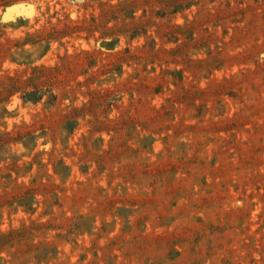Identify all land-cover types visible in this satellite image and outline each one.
<instances>
[{
    "label": "rangeland",
    "instance_id": "obj_1",
    "mask_svg": "<svg viewBox=\"0 0 264 264\" xmlns=\"http://www.w3.org/2000/svg\"><path fill=\"white\" fill-rule=\"evenodd\" d=\"M0 264H264V0H0Z\"/></svg>",
    "mask_w": 264,
    "mask_h": 264
}]
</instances>
